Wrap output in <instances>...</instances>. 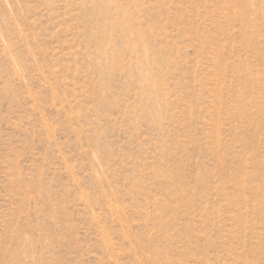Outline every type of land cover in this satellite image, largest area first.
<instances>
[{"label":"rangeland","instance_id":"374dc122","mask_svg":"<svg viewBox=\"0 0 264 264\" xmlns=\"http://www.w3.org/2000/svg\"><path fill=\"white\" fill-rule=\"evenodd\" d=\"M0 264H264V0H0Z\"/></svg>","mask_w":264,"mask_h":264}]
</instances>
